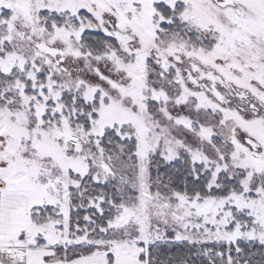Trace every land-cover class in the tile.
<instances>
[{"label":"snow or ice","instance_id":"snow-or-ice-1","mask_svg":"<svg viewBox=\"0 0 264 264\" xmlns=\"http://www.w3.org/2000/svg\"><path fill=\"white\" fill-rule=\"evenodd\" d=\"M0 264H264V0H0Z\"/></svg>","mask_w":264,"mask_h":264}]
</instances>
